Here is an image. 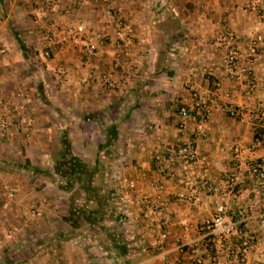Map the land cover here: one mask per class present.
<instances>
[{"label":"crops","instance_id":"crops-1","mask_svg":"<svg viewBox=\"0 0 264 264\" xmlns=\"http://www.w3.org/2000/svg\"><path fill=\"white\" fill-rule=\"evenodd\" d=\"M6 1L0 0V49L6 48L0 52V99L24 102L33 126L28 136L13 127L1 133L7 138H0V148L25 152L33 166L45 160L48 169L58 154L52 148L66 141L83 162L106 165V206L115 230L108 239L85 221L73 229L65 220L73 190L24 166L21 173H6L16 160L0 155V181L18 177L22 183L15 184L13 199L0 188V264H165L155 246L163 232L171 264H214L219 253L202 239L200 226L222 201L237 228L255 235L241 264H264V197L257 206L258 182L249 172L264 162V146L254 144L257 131L264 135L260 0H108L113 22L93 0H57L71 21H87L105 35L92 59L70 44L48 46L36 30L15 27ZM62 19L53 12L40 26L55 28ZM118 25L132 29L127 57L117 42ZM228 32L247 69L240 79L227 73L223 61ZM252 46L256 54L248 57ZM43 47L49 58L42 57ZM197 99L206 102L205 119L192 110ZM231 106L237 115L229 113ZM181 107L192 116L182 118ZM200 122L205 135L195 140L198 160L188 164L176 157L171 167L168 152L191 138ZM127 179L135 181L132 189ZM31 207L35 213L23 221ZM12 227L18 231L7 238ZM242 236L234 233L229 246L237 248Z\"/></svg>","mask_w":264,"mask_h":264},{"label":"built area","instance_id":"built-area-1","mask_svg":"<svg viewBox=\"0 0 264 264\" xmlns=\"http://www.w3.org/2000/svg\"><path fill=\"white\" fill-rule=\"evenodd\" d=\"M100 5L104 10V15L110 22L114 21V15L111 7L108 4V0H93ZM259 3L264 5V0H260ZM254 5V4H253ZM53 12H57L60 18H63L55 25V28L48 27L45 29V38L48 42V46L52 44H70L76 47L83 55L88 59H92L99 51L100 47L105 42V35L97 31L87 21H71L68 17V11L60 7L57 0H43L41 4L32 8V15L35 19L47 18ZM132 38V29L130 27L120 26L117 30V42L123 48V56L127 57L129 41ZM226 41V50L223 55V61L226 64V71L229 74L234 75L237 79L243 77L247 69L243 65V58L239 51L234 47L235 35L228 32L223 36ZM261 37L255 38V41H260ZM6 48L0 49V52H5ZM256 47H250L248 51V57H252L256 54ZM45 56L50 55V51L47 49L44 51ZM103 79L106 83L110 82V77L104 75ZM193 111L203 115V119L207 116L208 107L206 102L202 100H195L193 103ZM229 113L234 116L238 114V110L235 107H229ZM180 116L184 119L190 118L191 109L187 107L180 108ZM33 121L29 115L27 105L24 102L12 104L9 101L0 99V133H4L9 128L21 131L25 136L30 134ZM205 130L201 124H197L193 129V136L185 140L176 149L168 152L167 161L172 167L175 163L176 157L182 158L186 163H195L199 158V151L195 144L196 138L203 137ZM255 145L264 146V135L255 139ZM250 174L258 182L257 193L258 198L255 204L259 205V199L264 197V162H258L250 166ZM235 174L230 173L228 175V186L232 188L234 186ZM135 186L133 179L126 180V187L132 189ZM8 197L14 196V191L11 189L7 192ZM190 199V197H189ZM35 213L34 207L29 208L24 212V215L31 216ZM261 222L264 223V213L260 215ZM200 230L203 231V237L207 238L208 243L212 244L217 252L218 256L213 257L214 264H225L230 261L234 264H241L246 260V254L250 249V246L255 240V235L251 232H246L244 228H237V222L228 213V206L225 201L219 203L216 207L214 216L201 224ZM18 231V227H12L7 230L6 237H10L13 233ZM234 233L243 234L239 240V246L237 248H231L228 244L229 239ZM167 238L166 233H161L159 237L155 239V246L160 251L159 256L165 264H171L167 259V254L162 249L163 243ZM222 258V259H221ZM199 261V257L194 258ZM255 264V263H254Z\"/></svg>","mask_w":264,"mask_h":264},{"label":"trees","instance_id":"trees-1","mask_svg":"<svg viewBox=\"0 0 264 264\" xmlns=\"http://www.w3.org/2000/svg\"><path fill=\"white\" fill-rule=\"evenodd\" d=\"M262 135L263 131L259 130L255 138ZM63 145L62 151L52 161L50 168L33 166L28 163L22 166L33 172H45L59 187L73 190L69 214L65 217L73 229L78 228L80 222L85 221L93 225V228H98L104 237L109 239L115 229L110 223L114 221V218L111 217V212L106 206V200L109 199L107 198L109 183L103 171L107 167L102 163L88 165L73 154L68 142L64 141ZM29 165L30 167H26ZM99 194L102 197H99ZM207 246L212 247L213 245L208 243Z\"/></svg>","mask_w":264,"mask_h":264},{"label":"rangeland","instance_id":"rangeland-1","mask_svg":"<svg viewBox=\"0 0 264 264\" xmlns=\"http://www.w3.org/2000/svg\"><path fill=\"white\" fill-rule=\"evenodd\" d=\"M8 1L9 0H7L5 2V5L4 6H5L6 14L11 15L10 18L12 17V19L10 20V23L13 24L15 27H17V26L18 27L19 26H23V27H27V28H25L27 30H30V29L36 30L37 31L36 33H39V35L41 36V38H43L45 36V31L42 30V26H40V25L41 24L43 25L45 23L44 20L46 18L35 19L34 16L32 15V13H31L32 8L35 7V6H37L38 4H41L42 2H38L36 5H30L28 3L27 4L25 3V4L22 5L20 2H18V3L16 2L15 4H13L14 3L13 0H10L9 2ZM20 15H22L21 18H20ZM29 26L30 27L32 26V27L29 28ZM118 26L120 27L122 25H118ZM18 31H20V33H21L24 30L22 28L21 30L19 29ZM22 36L23 35H21V38L20 39H22ZM41 50H42V57L43 58H49L50 57V56H47L46 57L44 55V51H45V48L44 47ZM30 54H31V56H32V58L34 60H38V59L40 60V57L39 56H37V55L35 56V53H33V50L30 52ZM6 135L7 134H1L0 133V138H2L1 140H3L4 138H7ZM62 149H63V145L61 143H57L56 146L54 148H52V150L54 152L57 151L58 153L61 152ZM0 155L2 157H5L6 159H9L12 162L16 160V162L14 164L13 163H8L5 166V168H4L5 169V172L6 173L9 172V174H12L13 171L18 172V173H21V171H20L21 169H19V168L22 165H25V163H28V164L30 163V159L29 158H25L23 156V155H25V152H23V154L21 155L19 153L18 149H17V151H15V149L12 148V147H10L9 145L8 146L6 145L5 148H0ZM26 155H27V153H26ZM53 155H54L53 156V158H54L56 156V154H53ZM53 158H52V160L54 161L55 159H53ZM26 161H28V162H26ZM38 161L40 162V164H37L39 166H41V165L46 166L47 165V161H45V160L38 159ZM34 165H36V164H34ZM1 170L2 169H0V171ZM25 181H26V186H27V184L30 181L28 179H26ZM0 182H1L0 188L2 189L3 192H8L10 189L12 191H14L17 186H21L22 185V183L20 184V180H19L18 177L15 180L11 178V179L5 180L4 182H2V181H0ZM16 183L18 184L17 186L15 185ZM8 198L9 199H13L14 196L13 197H8ZM22 217H23V219H22L23 221L25 219L29 218V216H26L24 214H23Z\"/></svg>","mask_w":264,"mask_h":264}]
</instances>
